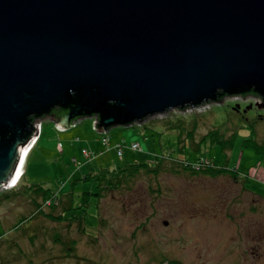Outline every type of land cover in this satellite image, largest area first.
<instances>
[{
    "label": "rangeland",
    "instance_id": "obj_1",
    "mask_svg": "<svg viewBox=\"0 0 264 264\" xmlns=\"http://www.w3.org/2000/svg\"><path fill=\"white\" fill-rule=\"evenodd\" d=\"M94 121L84 117L60 130L51 118L41 119L22 179L0 190V264H264V107L254 97H226L111 127V143L124 144L123 155L105 144L88 161L83 149L97 145L88 138L101 135ZM212 130L233 135V146L224 151L215 138L201 141ZM133 142L143 151L130 149ZM202 158L236 172L184 168ZM159 161L160 172L140 170L99 203L91 195L90 207H62L68 201L77 207L82 192L96 190L94 179L71 188L86 174ZM32 183L72 193L38 212L33 199L43 198Z\"/></svg>",
    "mask_w": 264,
    "mask_h": 264
},
{
    "label": "water",
    "instance_id": "obj_2",
    "mask_svg": "<svg viewBox=\"0 0 264 264\" xmlns=\"http://www.w3.org/2000/svg\"><path fill=\"white\" fill-rule=\"evenodd\" d=\"M226 97L264 107V0H0V190L43 118L102 134Z\"/></svg>",
    "mask_w": 264,
    "mask_h": 264
},
{
    "label": "trees",
    "instance_id": "obj_3",
    "mask_svg": "<svg viewBox=\"0 0 264 264\" xmlns=\"http://www.w3.org/2000/svg\"><path fill=\"white\" fill-rule=\"evenodd\" d=\"M247 96V94H244ZM221 101V100H220ZM52 116L57 117L58 115L64 114V110L60 107L57 106L53 109ZM194 128V127H193ZM187 134L188 140H192L194 138L193 130H189ZM218 140L220 143H222L223 150H229L233 146V140L234 136L231 135L228 138H223V134L221 136L218 135L217 130H212L208 134H206L201 141H205L206 139H214ZM216 165V164H215ZM184 168L189 169L192 173H210L212 175H219V174H224L226 171L230 172H236V170L232 169L229 170L228 168L225 167H216L208 161H204L203 165L199 169L193 168L191 165H184ZM163 169L162 162L159 161L155 164H149L147 162H139V163H131L129 165H124L120 167H115V168H101L97 173L94 174H86L82 178H79L78 180H74L71 182V188H73V184L76 183L79 180H89V179H94L97 184H96V190H85L82 192L81 197V204L77 207H74L69 201L67 205H64L65 209H71V208H83V207H90L91 202H90V196L93 195V197L97 200V203L101 201L102 198L107 196V194L111 191H116L122 188L126 183V181L132 177L135 176L140 170H143L146 173H158ZM20 182V181H19ZM29 188L32 189L37 195L41 196L43 198V203H39L38 201L36 202L35 199H33V202L35 206L37 207L38 212H41L43 210L44 204L49 203L50 205H60L62 195H65L66 197L67 194H70L68 192L66 193H59L56 192L53 188L51 187H46L42 184L39 183H32L29 185ZM51 217H54L52 214H49ZM57 218L61 219L62 214H56ZM80 216H83V218L86 217V214L84 215H73L72 219L78 218ZM81 224V221L79 222Z\"/></svg>",
    "mask_w": 264,
    "mask_h": 264
},
{
    "label": "built area",
    "instance_id": "obj_4",
    "mask_svg": "<svg viewBox=\"0 0 264 264\" xmlns=\"http://www.w3.org/2000/svg\"><path fill=\"white\" fill-rule=\"evenodd\" d=\"M196 108H198V107H196ZM58 134H60V133H58ZM101 141H102V143L104 145L105 144H109V142H110L109 132H104L102 134ZM60 143H62V142L60 141ZM124 147H125L124 144H122L121 142H118V143L115 144V149L117 150L118 155H123V153H124ZM129 148L132 149V150H134V151H138V150L139 151H142L143 150L142 146L138 142L131 143L129 145ZM83 153L88 158L87 159L88 161L93 160V158L96 156V153L95 152H92V151H90V150H88L86 148L83 149ZM93 154H94V156H93ZM204 161H206V160L202 158L201 159V164L200 163H197V165H193V164H191V165H192L193 168H200L201 165H203Z\"/></svg>",
    "mask_w": 264,
    "mask_h": 264
},
{
    "label": "bare ground",
    "instance_id": "obj_5",
    "mask_svg": "<svg viewBox=\"0 0 264 264\" xmlns=\"http://www.w3.org/2000/svg\"><path fill=\"white\" fill-rule=\"evenodd\" d=\"M35 138L33 139V141L29 144H27L24 149H23V152H22V156H21V160H20V163L17 167V170H16V173L14 175V178L12 179V182L9 184V187H15L19 184V181L22 179V176H23V165L25 163V160H26V157L32 147V145L35 143Z\"/></svg>",
    "mask_w": 264,
    "mask_h": 264
},
{
    "label": "crops",
    "instance_id": "obj_6",
    "mask_svg": "<svg viewBox=\"0 0 264 264\" xmlns=\"http://www.w3.org/2000/svg\"><path fill=\"white\" fill-rule=\"evenodd\" d=\"M46 118H49V117H46ZM38 137H39V134L36 136V138H35V140H37L38 139ZM101 138H102V134L100 135V137H98V138H95L94 140H91V139H89L88 138V141L90 142V144H91V142L93 143V142H96V144L98 145V148H95V147H97V145L96 146H93L92 144L90 145V147L93 149V150H91L92 152H95L96 153V156H98L99 154H101V152L102 151H104L103 150V148L105 147V145L102 143V141H101ZM101 141V142H100ZM116 143H118V142H116ZM116 143H111V138H110V142H109V144H107V145H110L111 147H113V148H115V144ZM103 145V146H102ZM103 147V148H102ZM143 151V150H142Z\"/></svg>",
    "mask_w": 264,
    "mask_h": 264
},
{
    "label": "clouds",
    "instance_id": "obj_7",
    "mask_svg": "<svg viewBox=\"0 0 264 264\" xmlns=\"http://www.w3.org/2000/svg\"><path fill=\"white\" fill-rule=\"evenodd\" d=\"M110 131V130H109ZM109 131H107V132H109ZM103 134V133H102ZM36 138V137H35Z\"/></svg>",
    "mask_w": 264,
    "mask_h": 264
}]
</instances>
